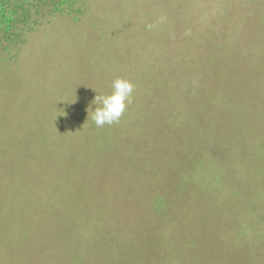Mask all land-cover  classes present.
I'll use <instances>...</instances> for the list:
<instances>
[{
	"label": "rangeland",
	"instance_id": "374dc122",
	"mask_svg": "<svg viewBox=\"0 0 264 264\" xmlns=\"http://www.w3.org/2000/svg\"><path fill=\"white\" fill-rule=\"evenodd\" d=\"M0 264H264V0H0Z\"/></svg>",
	"mask_w": 264,
	"mask_h": 264
},
{
	"label": "clouds",
	"instance_id": "9594fccd",
	"mask_svg": "<svg viewBox=\"0 0 264 264\" xmlns=\"http://www.w3.org/2000/svg\"><path fill=\"white\" fill-rule=\"evenodd\" d=\"M135 85L124 77H116L111 83V91L107 94H97L92 104L94 110L89 113L91 120L97 127L111 126L118 123L127 106L133 102Z\"/></svg>",
	"mask_w": 264,
	"mask_h": 264
}]
</instances>
